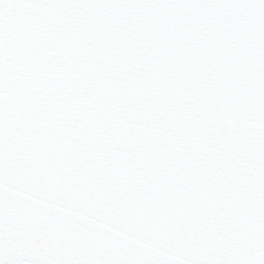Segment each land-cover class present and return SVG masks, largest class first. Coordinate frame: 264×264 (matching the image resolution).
<instances>
[{
    "label": "snow or ice",
    "instance_id": "6c2138e0",
    "mask_svg": "<svg viewBox=\"0 0 264 264\" xmlns=\"http://www.w3.org/2000/svg\"><path fill=\"white\" fill-rule=\"evenodd\" d=\"M0 264H264V0H0Z\"/></svg>",
    "mask_w": 264,
    "mask_h": 264
}]
</instances>
